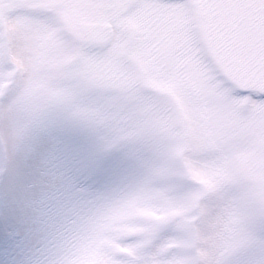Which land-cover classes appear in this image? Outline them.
<instances>
[{
	"label": "rangeland",
	"instance_id": "1",
	"mask_svg": "<svg viewBox=\"0 0 264 264\" xmlns=\"http://www.w3.org/2000/svg\"><path fill=\"white\" fill-rule=\"evenodd\" d=\"M19 18L6 54L0 37V264H264V98L207 78L184 31L155 79L142 30L137 75L116 33L95 51Z\"/></svg>",
	"mask_w": 264,
	"mask_h": 264
},
{
	"label": "flooded vegetation",
	"instance_id": "2",
	"mask_svg": "<svg viewBox=\"0 0 264 264\" xmlns=\"http://www.w3.org/2000/svg\"><path fill=\"white\" fill-rule=\"evenodd\" d=\"M7 17H4L3 14ZM38 20L44 24L57 25L65 39L79 40L86 44L80 32L81 24H106L111 28V38L116 33L120 45L128 58V64L135 71L139 69L130 57L133 45L131 32L143 31L142 44L145 69L150 78L160 74V67L167 54L185 32V42L193 60L200 63L207 78L212 75L208 30L207 0H36L30 4H17L0 0V24L4 38L11 21L23 19ZM14 22V21H13ZM125 35V36H124ZM118 40V39H117ZM203 45H206L202 50ZM200 47L202 55H200ZM102 49V48H99ZM209 59V60H208ZM141 72V70L139 69ZM142 71V73H144ZM170 72L164 83L174 82ZM188 81L194 79L186 73Z\"/></svg>",
	"mask_w": 264,
	"mask_h": 264
},
{
	"label": "water",
	"instance_id": "3",
	"mask_svg": "<svg viewBox=\"0 0 264 264\" xmlns=\"http://www.w3.org/2000/svg\"><path fill=\"white\" fill-rule=\"evenodd\" d=\"M209 6L210 44L220 78L236 93L264 96V0H209ZM80 31L91 46L105 45L110 34L101 24H81Z\"/></svg>",
	"mask_w": 264,
	"mask_h": 264
}]
</instances>
